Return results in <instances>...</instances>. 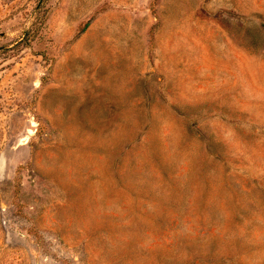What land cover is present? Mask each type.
Returning <instances> with one entry per match:
<instances>
[{
    "label": "rangeland",
    "instance_id": "374dc122",
    "mask_svg": "<svg viewBox=\"0 0 264 264\" xmlns=\"http://www.w3.org/2000/svg\"><path fill=\"white\" fill-rule=\"evenodd\" d=\"M0 264H264V0H0Z\"/></svg>",
    "mask_w": 264,
    "mask_h": 264
}]
</instances>
